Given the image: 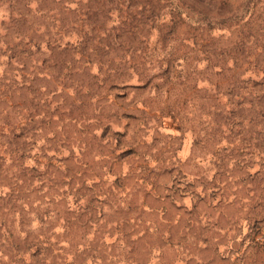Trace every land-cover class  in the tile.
Here are the masks:
<instances>
[{"label": "rangeland", "instance_id": "obj_1", "mask_svg": "<svg viewBox=\"0 0 264 264\" xmlns=\"http://www.w3.org/2000/svg\"><path fill=\"white\" fill-rule=\"evenodd\" d=\"M0 264H264V0H0Z\"/></svg>", "mask_w": 264, "mask_h": 264}]
</instances>
